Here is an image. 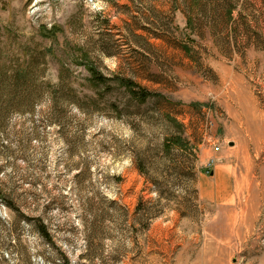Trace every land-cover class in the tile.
<instances>
[{
    "label": "rangeland",
    "instance_id": "374dc122",
    "mask_svg": "<svg viewBox=\"0 0 264 264\" xmlns=\"http://www.w3.org/2000/svg\"><path fill=\"white\" fill-rule=\"evenodd\" d=\"M0 264H264V0H0Z\"/></svg>",
    "mask_w": 264,
    "mask_h": 264
},
{
    "label": "trees",
    "instance_id": "16d2710c",
    "mask_svg": "<svg viewBox=\"0 0 264 264\" xmlns=\"http://www.w3.org/2000/svg\"><path fill=\"white\" fill-rule=\"evenodd\" d=\"M90 72L93 76V79L97 80L98 82H105L108 79V77L104 76L103 74L99 73L97 69H95L94 67H90ZM21 77V74L19 73L18 75H16L15 79H19ZM118 82L120 84H122L123 86H125V88L127 89V91L130 93L131 96H133L134 98L144 101L147 98H149L150 96H160V94H155V93H151L149 91H147L146 89H137L136 88V84L131 81V80H127V79H118ZM40 87H41V91L42 93H44L43 96H48L49 97V101L51 103V108H56L58 101L60 100L59 96L57 95V93L59 92V90H61L60 88H63V82L60 81L57 84H53L50 81L47 80H42L40 82ZM55 88V90H52V88ZM170 140V139H169ZM173 142H169L176 144V145H180L181 144V138L180 137H175L172 139ZM43 227V226H41ZM41 233L45 234V230L44 228H42V230H40Z\"/></svg>",
    "mask_w": 264,
    "mask_h": 264
},
{
    "label": "crops",
    "instance_id": "0c3cea01",
    "mask_svg": "<svg viewBox=\"0 0 264 264\" xmlns=\"http://www.w3.org/2000/svg\"><path fill=\"white\" fill-rule=\"evenodd\" d=\"M212 174V173H211ZM228 186H226V182L223 181L221 183H218V185H215L213 187H211V189L213 190H208L207 186H201V194H203L204 196H208V194L213 193V191L215 192V195H217V198L220 200H224L229 198L230 194V190H228L227 188Z\"/></svg>",
    "mask_w": 264,
    "mask_h": 264
}]
</instances>
